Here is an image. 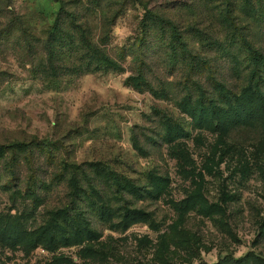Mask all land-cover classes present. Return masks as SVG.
Listing matches in <instances>:
<instances>
[{"label":"rangeland","instance_id":"rangeland-1","mask_svg":"<svg viewBox=\"0 0 264 264\" xmlns=\"http://www.w3.org/2000/svg\"><path fill=\"white\" fill-rule=\"evenodd\" d=\"M235 5L0 0V264H264V0Z\"/></svg>","mask_w":264,"mask_h":264},{"label":"trees","instance_id":"trees-1","mask_svg":"<svg viewBox=\"0 0 264 264\" xmlns=\"http://www.w3.org/2000/svg\"><path fill=\"white\" fill-rule=\"evenodd\" d=\"M236 7L235 0H223V8L225 10H231ZM172 31L175 33L176 36H178L179 33L176 32V29L174 26H172ZM243 42L245 43L246 47L248 48V52L251 54V61L253 63V72H258L259 69H261L264 66V53L259 51L258 49L252 47L249 43H247L246 40L243 39ZM101 61L105 64H110L112 66H117V64L114 61L102 58ZM259 78L260 75L256 78V80L253 81L254 88V99L248 103V101L243 100V105L245 108L249 111L251 114V117L249 118L250 121H260L264 117V90L263 87L259 85ZM132 84L136 87H139L140 80H142V76L138 74L137 76H132L131 78ZM153 91V90H152ZM155 94V92L153 91ZM211 105V104H210ZM196 114H200L203 117L207 119V115L203 113L202 110H198ZM212 120L213 118L216 119L215 122L218 123L219 119H217L216 115L212 114ZM257 121V122H258ZM164 181L162 178H159L158 176H151L150 182L153 187V190L158 191L159 189L164 187ZM29 236V245L30 246H36L43 242H49L52 239L51 234H49V230H47V227H42L38 230H33L32 233H36Z\"/></svg>","mask_w":264,"mask_h":264}]
</instances>
